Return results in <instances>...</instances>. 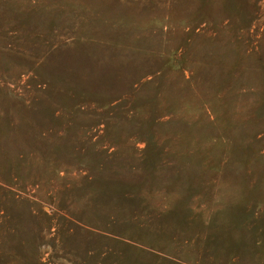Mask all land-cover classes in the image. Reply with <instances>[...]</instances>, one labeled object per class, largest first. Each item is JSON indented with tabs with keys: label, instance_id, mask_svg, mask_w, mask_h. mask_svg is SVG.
Wrapping results in <instances>:
<instances>
[{
	"label": "rangeland",
	"instance_id": "obj_1",
	"mask_svg": "<svg viewBox=\"0 0 264 264\" xmlns=\"http://www.w3.org/2000/svg\"><path fill=\"white\" fill-rule=\"evenodd\" d=\"M0 264H264V0H0Z\"/></svg>",
	"mask_w": 264,
	"mask_h": 264
}]
</instances>
